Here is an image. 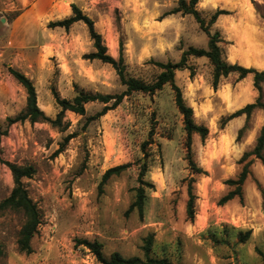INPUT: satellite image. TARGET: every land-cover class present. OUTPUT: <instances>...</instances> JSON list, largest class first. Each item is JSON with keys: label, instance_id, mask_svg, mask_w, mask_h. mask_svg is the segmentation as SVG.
<instances>
[{"label": "clouds", "instance_id": "obj_1", "mask_svg": "<svg viewBox=\"0 0 264 264\" xmlns=\"http://www.w3.org/2000/svg\"><path fill=\"white\" fill-rule=\"evenodd\" d=\"M0 264H264V0H0Z\"/></svg>", "mask_w": 264, "mask_h": 264}]
</instances>
